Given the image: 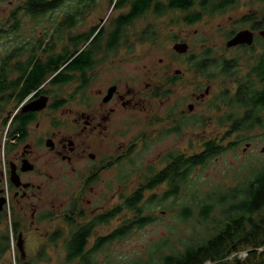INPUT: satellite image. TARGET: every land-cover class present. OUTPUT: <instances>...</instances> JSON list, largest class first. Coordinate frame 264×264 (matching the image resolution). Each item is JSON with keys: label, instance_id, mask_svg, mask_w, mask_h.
Segmentation results:
<instances>
[{"label": "flooded vegetation", "instance_id": "flooded-vegetation-1", "mask_svg": "<svg viewBox=\"0 0 264 264\" xmlns=\"http://www.w3.org/2000/svg\"><path fill=\"white\" fill-rule=\"evenodd\" d=\"M33 1L35 0H23L22 2L17 0L16 5L11 9L8 15V20L11 22L12 26L7 28L0 26V46L2 43V47H10L11 50L10 53L0 60V226L5 220L6 213H8L7 211L10 212L11 218L12 215L16 218L15 215L18 213L24 215V213L30 212L31 227L33 226V223L43 224L53 217L55 218V215H57L58 212H61V209H66L64 180L67 174V164L73 165L78 163V160L87 161L86 158L91 160L89 161L92 164L85 166L84 171H81L78 174L80 183H82L83 180V188L80 192L82 200V196L87 192V189H90L101 180L103 174L108 173L116 166L131 159L136 148L142 146V141L150 137V135L144 133L135 137L128 145H125L124 143L120 144L117 154H102L100 156L98 155L99 152L97 150L99 148L98 142L91 143L92 138H99L100 135L104 133L108 134L113 126L111 125L112 121L116 117H119L121 113L134 110V108L141 104L142 98L146 100V89L142 91L137 84L130 85L129 83L121 85L120 83L112 82L109 86L100 90L94 101L96 103L89 106L86 105L87 107L77 111L75 114V128H68L65 122L67 99L64 95V89L69 83L65 82L66 75L64 74V71L66 66L72 61L63 63L58 71L54 72L51 76H48L43 84L30 94L26 95L23 101L19 103V96H23L26 91L27 86H25V82L27 81L28 74L31 73L37 65L47 66L50 63L54 64L49 58H53L52 55L55 53L56 55H61L65 49L73 50L71 39L75 40L79 37L81 38L82 44L79 45L78 51L82 53L90 44H92L96 37L100 36V44L96 43L95 45H92L95 54L92 57L93 65L91 68L85 72L76 71L72 74L71 82L75 81V75L79 76L78 80L80 82V87H78V91L80 93H82L81 91H83V89L89 87L90 81L93 82L94 80H97L98 74H95V72L100 66L105 64L104 61L106 59L112 58V56L116 55L121 48H124L127 53L130 54V51L133 52L132 45H134V49L141 45L134 44L132 40L136 38L133 37L132 39L129 34L134 23L142 21L147 17H156L160 20L163 15L173 10L175 11V14L178 15L173 23V27L178 30L179 34H188L190 30L199 23H195L193 19L200 17L201 13H203L202 20L208 18L210 24L211 20L223 17L226 18V21L223 23L219 22L216 25V33L224 34L226 38V41L220 50L224 48L226 49V53H230L231 51H250L257 43H260L263 52L258 56L264 54V44L262 43L264 42V38L260 35V32L264 30V15L260 16L256 11V8L255 11L251 13L248 10L247 13L228 15L230 12L241 10L240 5L243 2L264 5V0H154L151 2L147 11L138 16H133V22H128V24L120 30L119 38L114 34L117 31L115 25L119 24L120 20L125 22L129 19V16L136 9L134 7L136 3L119 5L120 0H108V6L110 5L113 12H115V18H112L108 25L107 22H105L103 24L104 26H90L82 34L78 32L72 37L68 35L70 38L67 46L60 51H58V45L63 42V33L74 29L78 22L83 19L85 13L87 12L88 17V12L92 9L90 12L91 15L96 9L97 0H62V5L57 12H49L47 14L30 12L28 9L32 6ZM67 3H71L70 6L74 7L75 11L68 10V8L70 9V6H68ZM179 3H181L180 5L189 6L190 8L188 10L179 8L177 5ZM170 4H173L174 6H171ZM261 10L262 12L264 11V9ZM49 17H52L51 20H49ZM20 18H30L31 21H38L41 19L49 20V23L52 24H54L57 18H64V22H59L58 27L53 29V33L50 34V39L46 36V31L48 29L45 28L41 31L42 34L39 35H43V37H38L35 40L31 39L18 44V40L14 41L12 35L17 32L19 33L21 30V26H18L21 25ZM68 18H70L69 20L75 19L76 24L73 27H63V23L65 24V21L68 20ZM98 19L101 18L99 17ZM253 25H256L257 27L254 28ZM158 28V26L156 27L153 24H149L146 29L141 30L142 46L144 43L156 45L157 40L160 41V46H162L161 33H159ZM242 30H249L254 33V44L252 46L242 45L228 48L226 46L227 42ZM148 32H152V34L155 35L151 41H147L145 38V35ZM89 36V40L83 42L86 37ZM139 39L140 38H137L136 40L140 41ZM116 40H118V43L113 46ZM173 42V47L176 44L188 45L185 39H176L173 40ZM190 49L191 48L188 45V52ZM211 50L207 51L214 54V49ZM188 52L185 54H188ZM185 54L179 55L184 56ZM178 57L173 63L179 60ZM211 57L212 56H208V63L214 65L207 67L204 74L205 76L203 75L201 77L199 76V70L194 66V61H192L195 59V56H189L186 63V60H182L184 67L189 71L194 70L204 82L201 87L194 89L195 92L191 93L190 100H195L197 104L207 103L208 111L212 110L218 112L222 106H228L229 112H225L219 118L218 123L220 127L228 125V130L222 140L215 141L224 146L229 143L235 145L239 143L236 139L234 142H226L228 139L226 140L225 137H227V132L231 131L234 126L233 121H227V116L232 114L231 111L237 109V107L222 103L219 98L223 93H227L232 97L239 87L240 81L243 80L240 79V71L238 68V63L241 58H225L224 55H222L220 60H211ZM255 60H257V58ZM112 62V60H109L108 65L112 64ZM219 65H221V67L222 65L230 66L231 71L224 73L222 71L223 68ZM20 68H23L24 70L19 72L18 70ZM184 70H177L174 74H168L167 76L170 77L165 82V85L162 81L160 83L153 82L151 85H148L149 96L154 101L169 99L174 94L178 81H182L181 79ZM166 78L167 77H165L164 80ZM219 80H229L233 83L235 85L234 92L231 93L228 89L218 92L216 83ZM8 87L17 90L15 92L9 91L7 93L2 91V89ZM112 88L114 89L113 93L110 98L107 99ZM213 90H215V94ZM169 92H171V94H168ZM194 109V103L187 105L186 109L181 111L177 110L176 107H172L167 110L165 118L153 116L150 126L152 129L156 126H162L164 130L158 132V137L163 139L171 134L182 132L188 126L194 127L197 125H206L207 117L197 118V120L194 115L195 118H187L185 113L193 112ZM239 111V117H241L242 109H239ZM123 128L127 127L124 126ZM120 130L121 129L118 131ZM140 132L142 133V130ZM237 133L240 134L241 132ZM107 136L115 137L113 133H110ZM212 141L214 140L204 141L200 152H204L206 145ZM238 146H240V144ZM234 147L235 146H232V150ZM190 150H192V147ZM175 154L178 153L171 150H168L163 154L162 161L164 167L158 172L163 171L171 165ZM183 154L191 156L185 153ZM193 155L194 154H192V156ZM96 158L97 163L96 165H93ZM3 169L6 170V178ZM83 174L85 175L84 179ZM52 179H58L59 184L52 182ZM128 179V175H125L120 181L118 193L121 203L116 207L114 205H108L105 208L103 207L100 213L94 214L96 221L104 222L107 220L108 223L102 225H109L113 219L119 216H115L116 208H122L120 215L124 212L131 213L129 206L126 204L125 208L124 203H127V199L133 192L138 189L139 191H142V184L147 178L131 193H128L129 189L128 186H126L128 184ZM158 188H155V190ZM168 189L169 187L167 185L166 191ZM83 202H86V198L83 199L82 203ZM75 203L77 204V202ZM56 206H58L59 209H57ZM82 210L81 204L79 205V211ZM99 218L106 219L101 220ZM61 220L66 221V214L62 215ZM124 223H120L121 225L113 230L110 235H113L116 230L124 225ZM57 232L64 234L63 229L56 228L52 233L48 232L45 235V239L48 241L50 236H55ZM20 234L22 233H19L17 239Z\"/></svg>", "mask_w": 264, "mask_h": 264}, {"label": "rangeland", "instance_id": "rangeland-1", "mask_svg": "<svg viewBox=\"0 0 264 264\" xmlns=\"http://www.w3.org/2000/svg\"><path fill=\"white\" fill-rule=\"evenodd\" d=\"M20 1L22 2L23 0ZM16 2L17 0H0V26L6 28L12 26L8 20V15L16 5ZM70 4L67 3L68 6ZM240 6L241 10L230 12L228 15H239L240 13H247L248 10L251 13L255 11V8L260 16L264 15V11L262 12L261 10L264 9V5L243 2ZM68 10L75 11V8L70 6ZM90 12H88V17L87 12L85 13L83 19L78 22L74 29L63 33V42L58 45V51L67 46L70 38L68 35L72 37L78 32L82 34L90 26H104L105 22L108 25L110 20L115 18V12H113L110 5L108 6V0H105V2L104 0H97L96 9L91 15ZM99 17L101 19H98ZM177 17L178 15L173 10L163 15L160 20L156 17H147L134 23L130 33L128 32L132 39L135 34L137 39L141 30L146 29L149 24H153L159 27L158 31L161 33L162 46H160L159 40H157L156 45L144 43L142 46L140 41L133 39L132 42L134 44L141 45L135 49L134 45H132L133 52L130 51V54L124 48H121L112 58L106 59L104 61L105 64L100 66L95 72V74H98L97 80L90 81L89 87L83 89L82 93L78 91V87H80L78 75H75V81L66 85L64 89V95L67 99L65 122L66 126L71 129L75 128L74 117L77 111L84 109V107H87L86 105L89 106L96 103L94 101L99 91L109 86L110 83L117 82L121 85L126 83L130 85L137 84L142 91L146 89V100L142 98L141 104L134 110L121 113L119 117H116L111 123L113 126L108 134L104 133L99 138L91 139V143L98 142L99 148L97 150L99 156L102 154H117L120 144L128 145L131 140L144 133H147L150 137L142 141V146L136 148L131 159L103 174L101 180L90 189H87V192L82 196V200L80 192L83 188V180L80 183L78 174L84 171L85 166L92 164L91 160L86 158L87 161H90L78 160V163L73 165L67 164V174L64 180L66 209H61V212H58L55 218L53 217L46 223H33L31 227L30 212L24 213V215L18 213L15 215L16 218L13 215L11 218L10 212L7 211V217H5L4 222L0 226V238L7 236L8 232H11L12 222H19L24 239L26 260H33L34 264H75L67 261L65 246L70 236V228L66 221L61 220L63 214H66L67 217V215H70L68 212H71V216L74 217L73 220L78 225L92 222L95 220L94 214L100 213L103 207L105 208L108 205L116 207L121 203L118 189L120 188V181L125 175H128L129 179L126 186L129 189L128 193H131L151 173L158 172L164 167L162 156L168 150L176 151L178 154L192 155L202 150L204 141H218L224 137L228 130V125L220 127L218 123L219 118L225 112H229V107L224 105L218 112L208 111L207 103L197 104L195 100H190L191 93L195 92L194 89L201 87L204 82L194 70H187L182 60H186V63L189 56L200 57L203 52L214 49L212 59H221L222 55L225 58L240 57L241 60L238 63L240 79H253L252 67H254L255 59L263 52V49L260 43H257L250 51H231L226 53V49L220 50L226 41L225 35L216 33L217 23L225 22L226 18L218 17L215 20H211V24L208 18H204L188 34H179L178 30L173 27ZM51 18L49 17V20ZM49 20L31 21L30 18H20L21 30L19 33L13 34L12 39L14 41L18 40V44L31 39L35 40L38 37H43V35H39L42 34L41 31L45 28L48 29L46 36L50 39L53 29L58 27L59 22H64V18H57L54 24L49 23ZM176 39L186 40V43L191 48L188 54L181 56L172 49L173 40ZM262 43L264 44V42ZM10 51V47H2L1 43L0 60ZM177 57L179 60L173 63ZM109 60L113 61L110 65H108ZM177 70H184V72L182 81H178L174 94L169 99L154 101L149 96L148 85L153 82L160 83L161 81L165 85V82L170 77L167 75L174 74ZM165 77L167 78L164 80ZM216 85L218 92L228 89L233 93L235 89V85L229 80H219ZM213 91L215 94V90ZM191 103L195 104V109L193 112L185 113L187 118H192L194 115L195 119L207 117V124L204 126H188L182 132H177L178 134L174 133L160 139L158 132H161L164 128L156 126L152 129L150 123L153 120V116L165 118L168 109L176 107L177 110L181 111L186 109L187 105ZM124 126L127 128H123ZM119 129L121 130L118 131ZM141 130L142 133L140 132ZM110 133H113L115 137H108L107 135ZM235 139L240 143V146H238V143L232 151L212 159L204 167L194 169L188 182L183 186L181 193L174 202L158 206L160 204L158 201L156 208L151 213V216L155 219L154 223L142 230L134 231L122 240L106 245L103 250L95 253L93 260L96 264H138L139 262L143 264L142 261H149L150 255L154 254L152 251L161 247L164 239H170L171 244H174L176 249H183L187 243L193 240L202 241L207 238L211 231L208 229L209 222L204 220L201 215L203 213V202L205 201L207 205L213 206L210 215L216 217L220 212L216 202L218 195L251 179L253 174L264 166V128H254L253 131L234 134L226 142H234ZM191 147L192 150H190ZM95 160L93 165L97 163V158ZM3 173L6 178L5 169H3ZM84 178L85 175L83 174ZM52 180V182L59 184L58 179ZM166 189L167 185H163L157 190L147 193L145 201H157V198L150 200L151 196L157 195L159 197ZM84 198H86L87 203H82ZM75 202L77 204L79 202V204L77 205ZM81 204L84 211L82 217H80L79 213V205ZM184 206H191L192 211L191 218L182 222L181 215L183 214ZM72 207L78 213L72 212L70 210ZM56 208L59 209L58 206ZM132 218L133 215L131 213L124 212L113 219L109 225H96L93 236L89 241L88 249L93 248L98 237H105L122 223ZM56 228L63 229V238L58 240L56 244L50 245L45 239V235L48 232L52 233ZM43 248L46 249V252L42 255L41 250ZM18 249V239L11 238V248L0 259V264H15L16 258L20 257ZM163 251L166 253L167 248L164 247ZM160 256L161 254L156 257ZM241 257L244 258L245 256L242 254Z\"/></svg>", "mask_w": 264, "mask_h": 264}, {"label": "trees", "instance_id": "trees-1", "mask_svg": "<svg viewBox=\"0 0 264 264\" xmlns=\"http://www.w3.org/2000/svg\"><path fill=\"white\" fill-rule=\"evenodd\" d=\"M154 0H120L119 5L127 3H136L135 10L125 22L120 20L119 24L115 25L116 34L119 38L120 30L124 28L128 22H133V16H138L148 10L151 2ZM177 4L179 8L188 10L189 6ZM62 5V0H35L32 6L29 7L30 12L37 14H47L49 12H57ZM174 6L173 4H170ZM176 5V4H175ZM202 7V6H201ZM203 8V7H202ZM204 11V9H203ZM219 11V10H214ZM134 14V15H133ZM203 13L200 17L193 19L195 23L202 21ZM38 17V16H35ZM66 20L63 27H73L76 22L74 20ZM256 19V18H255ZM251 21V20H249ZM255 23L254 21H252ZM21 26V25H18ZM256 28V25H253ZM95 32V31H94ZM118 32V33H117ZM152 32L145 35L147 41L154 38ZM134 38L136 35L133 36ZM89 37L83 41L89 40ZM142 42V35L138 37ZM100 36L96 37L92 44L89 45L82 53L78 51L79 45L82 44L81 38L71 39L73 50L65 49L61 55H52L49 58L54 64L47 66L37 65L34 70L28 74L25 82L26 91L23 96H19V103L23 101L26 95L36 90L48 76L58 71L60 66L68 61L70 62L64 71L66 75V83L72 80V74L76 71L85 72L93 65L92 57L95 54L92 45L99 42ZM118 43V40L113 44ZM111 46V45H110ZM208 56H212V52L206 51L200 57H195L194 66L199 70V76L205 74L207 67L214 64L208 63ZM210 59V57H209ZM214 60V59H211ZM220 60V59H215ZM221 67V65H219ZM224 73L231 71L230 66L222 65ZM253 79L247 78L240 81L239 87L235 94L230 97L227 93H223L219 98L220 102L230 104L237 107L232 110V114L227 116V121H233V128L227 132L229 139L237 132L253 131L254 128H264V54H261L255 60V65L252 67ZM24 70L20 68L18 71ZM205 76V75H204ZM17 89L4 88L3 92L16 91ZM168 94H171L169 92ZM242 109L241 117H239ZM235 119V120H234ZM241 142V141H240ZM240 144V143H239ZM217 143L215 140L206 145L204 152L195 153L193 156H186L183 153L175 154L171 165L161 172H153L147 177L142 184V191L136 190L124 203L126 208L129 206L133 218L124 223L120 229L116 230L113 235L98 237L95 240L93 248L88 249L89 241L93 236L96 225L107 224L106 218H99L102 221L86 223L78 225L73 220L74 217L67 215L66 224L70 228V236L66 241L65 249L67 250V261L75 264H96L93 260L95 253L104 249L106 245L113 241L122 240L128 237L136 230H142L148 225L154 223L155 219L151 213L156 208L158 201L161 205H166L174 202L181 193L183 186L188 182L195 168L206 166L212 159L217 158L226 151L232 150V146L238 144L229 143L226 146ZM167 184L169 189L161 196L152 195L150 200L145 201L147 193L154 191L155 188ZM216 202L220 209L216 217H212L211 212L213 206L203 202L202 218L209 222L208 229L211 231L208 237L202 241H192L187 243L183 249H176L174 244H171L170 239H164L161 247L156 248L150 255L149 261H142L143 264H264V166L252 178L239 186L231 188L227 192H222L218 195ZM78 213L73 207L70 209ZM122 208L115 209V216L121 214ZM181 221L185 222L191 218L192 207H183ZM80 217L83 216V210L79 211ZM7 217V215L5 216ZM52 217V216H51ZM42 220V219H41ZM21 233V225L18 222H13L11 232L7 236L0 238V259L3 258L5 252L11 248V238H17ZM63 238L61 232H57L55 236H50L48 244H56L58 240ZM117 238V239H116ZM167 248L164 253L163 248ZM41 250V249H40ZM46 249L41 250L43 255ZM160 257H156L160 255ZM245 257L242 258L241 255ZM44 257V256H43ZM33 260L23 259L21 254L16 258L15 264H34ZM138 264H141L140 262Z\"/></svg>", "mask_w": 264, "mask_h": 264}, {"label": "water", "instance_id": "water-1", "mask_svg": "<svg viewBox=\"0 0 264 264\" xmlns=\"http://www.w3.org/2000/svg\"><path fill=\"white\" fill-rule=\"evenodd\" d=\"M260 35L264 38V30L260 32ZM254 44V33L249 30H242L238 32L235 36H233L226 44L228 48L237 47L242 45L252 46ZM173 49L179 54H185L188 52V45L187 44H176L174 45ZM113 88L110 90V94L108 98L113 93ZM192 108V107H191ZM18 248L21 252V256L25 258V250H24V239L22 234L18 237Z\"/></svg>", "mask_w": 264, "mask_h": 264}, {"label": "bare ground", "instance_id": "bare-ground-1", "mask_svg": "<svg viewBox=\"0 0 264 264\" xmlns=\"http://www.w3.org/2000/svg\"><path fill=\"white\" fill-rule=\"evenodd\" d=\"M214 215V214H213ZM117 239V238H116Z\"/></svg>", "mask_w": 264, "mask_h": 264}]
</instances>
